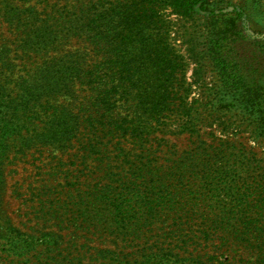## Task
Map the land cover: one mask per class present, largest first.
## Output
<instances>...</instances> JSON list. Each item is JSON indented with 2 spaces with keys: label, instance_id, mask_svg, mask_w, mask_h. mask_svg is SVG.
I'll return each instance as SVG.
<instances>
[{
  "label": "trees",
  "instance_id": "trees-1",
  "mask_svg": "<svg viewBox=\"0 0 264 264\" xmlns=\"http://www.w3.org/2000/svg\"><path fill=\"white\" fill-rule=\"evenodd\" d=\"M19 2L27 15L12 11L10 26L33 67L19 77L14 96L0 99V200L2 160L11 142L17 148L75 147L105 167L106 181L92 190L90 203L103 218L94 216L84 227L92 235L103 228L107 233L100 235H115L114 243L154 236V249L119 250L122 256L96 249L94 260L114 254L120 264H211L212 255L235 248L237 256L252 257L249 264H264V155L243 136L216 130L230 124L220 110L236 108V127L251 126L252 140L264 141V128L256 131L264 127V89L248 73L235 72L199 98L190 96L186 79L187 58L223 72L218 34L212 40L210 31L198 42L197 11L207 0ZM70 42L76 47L66 49ZM184 43L191 46L187 58L178 48ZM170 137L187 143L178 146ZM4 223L0 249L6 256L34 249L29 236ZM47 235L63 243L61 234ZM212 241L210 256L188 249Z\"/></svg>",
  "mask_w": 264,
  "mask_h": 264
},
{
  "label": "rangeland",
  "instance_id": "rangeland-1",
  "mask_svg": "<svg viewBox=\"0 0 264 264\" xmlns=\"http://www.w3.org/2000/svg\"><path fill=\"white\" fill-rule=\"evenodd\" d=\"M20 0H0V99L14 96L18 92L19 77L26 75L33 67L31 59L24 62L21 43L14 39L16 30L10 26L9 14L16 10L23 17L27 15ZM204 10L198 12L199 44L206 41L210 31L215 34L220 44L217 63L222 74L215 73L208 61L203 59L193 62L190 57L191 46L178 44L180 52L188 60L186 79L193 91L190 96L201 97L208 88L225 83L222 77L232 73H248L255 87L264 89V0H207ZM216 15L214 17L211 16ZM209 31V32H208ZM15 35V36H14ZM180 40H177L179 43ZM76 47L75 42L65 45L66 49ZM199 51V47L195 49ZM199 57V53L197 54ZM236 72V73H235ZM227 81L232 83V79ZM223 80V83H222ZM259 90H257L258 92ZM255 92V91H254ZM259 93V92H258ZM221 120L228 118L225 128L219 124L216 129L222 133L231 132L243 136L248 147L264 155V141L254 142L251 126L238 125L241 116L236 108L220 110ZM225 125V124H224ZM264 127L258 128L261 131ZM178 146H185L187 141L180 137L173 139ZM93 156H86L82 149H54L47 145L17 148L14 142L6 153L2 166L4 189L0 200L1 224L8 222L19 231L23 237L34 244V249L24 257L6 256L0 249V264H120L118 260L105 257L103 262L93 259L96 249H110L117 253L119 250L131 252L141 246L154 249V236L146 233L135 239L124 238L114 243L115 235H100L107 233L103 228H97L96 235L91 234L90 218H103V212L92 213L90 203L91 192L106 181L105 167ZM85 159V160H84ZM1 167V165H0ZM106 220L109 225L118 230V224L112 214L107 212ZM79 227L80 229H77ZM57 232L63 236L62 244H54L47 233ZM49 243V246L46 245ZM191 244L188 249L206 252L208 256L215 253V246ZM223 248V247H222ZM77 249L78 251H74ZM235 250V248H234ZM234 250L218 253L216 259L209 263L221 264L233 257L234 264H249L252 257L243 253L236 255ZM128 258L132 255L127 254ZM74 257V259H72Z\"/></svg>",
  "mask_w": 264,
  "mask_h": 264
}]
</instances>
